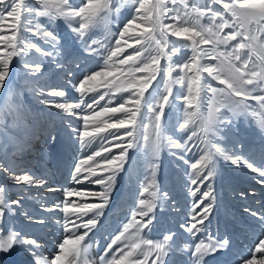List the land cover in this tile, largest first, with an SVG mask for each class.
<instances>
[{
    "label": "rangeland",
    "instance_id": "374dc122",
    "mask_svg": "<svg viewBox=\"0 0 264 264\" xmlns=\"http://www.w3.org/2000/svg\"><path fill=\"white\" fill-rule=\"evenodd\" d=\"M24 2L30 4L33 9L47 10L52 15L36 17L33 11L14 36L11 26L16 24V21L5 14V18L0 20V35L15 42L17 50L22 46L36 49L44 47L45 44H51L57 52H63L69 49V44L64 41L63 34L66 32L72 36L81 50L95 46L98 64L88 73V77L93 76L94 73H100V75L96 76L97 81H91L85 85L87 86L84 87L85 91L80 89L81 84H77L76 88L63 87L62 90L51 92H45L42 89L36 91L33 88L23 90L20 87L24 82V72L17 66L15 55L12 57L9 63V75L3 87L0 88V172L5 174L4 176L15 177L9 170L6 171L5 148L11 149L10 158L17 156L19 159L20 152L15 151L18 142L23 144L24 151L32 145L27 136L28 127L31 126L28 119L31 120L34 129L38 130L40 128L37 119L39 116L44 114L46 117H52L53 114H61L63 107H58L59 104L64 107L68 106L73 111V106L76 104V109L70 114L78 117L75 123L78 126L75 127L76 134L73 133V136L67 137V140L71 139L74 143L77 140L78 146L83 150L91 147L92 151L79 156L83 158L74 159L76 161L78 158V164L85 170L82 175L90 174L91 177L101 172L96 179L105 178L108 173L105 171L104 158L110 160L113 156H119L121 148L128 142L125 133L133 132L134 126L126 124L119 129H108L96 135L95 138L85 136L82 139L80 133H92L95 124L92 117L95 113L101 112L104 108H118L121 104L126 108H132L134 98L140 101V111L136 118L138 127H135L138 135L136 131L133 132L135 146L132 153L134 155H131L129 162L139 173L137 178L141 179L142 190L148 192L160 187L162 183H165L163 180L180 183L178 181L180 177L186 180L185 183L197 182L206 176L209 170L213 172V177L216 179L226 177L228 169L234 171L235 176L246 172L248 176L250 173L264 172V124H262L264 106L253 98L264 97V21L256 24L242 21L239 18L234 19L223 6L225 3H233V0H220V2L216 0H175V2L173 0H145L147 7L156 6L154 11L159 15V23L168 26V44L163 55L160 56L161 71L157 73L156 80L152 81L143 97L136 98L132 85L135 81L146 78L147 73L143 70L144 64H151L152 57L158 54L154 42L150 48L144 44L152 31L153 23L151 18L145 19V10L139 9L141 0H68V6H65L63 0H45L48 4L47 9L41 0H24ZM97 2L103 4L104 7L90 22L85 21L87 26L82 30L83 35L75 31L79 29L81 22L79 17L71 18L58 13V8L63 9L64 12L78 11L87 3ZM235 2L239 3L240 0H235ZM201 12L203 15L200 14ZM56 18H59L60 23ZM129 21L132 23L125 31L124 25ZM225 21L227 24L221 30L219 25ZM184 28L189 29V32L184 33L180 38L171 35V31ZM193 30L200 32L208 42L200 43V37H195L196 44L185 39L184 37L192 35ZM45 31L57 34L59 39L53 40L51 37H45L43 35ZM122 32L123 35H121ZM234 33L237 34L235 39H229L227 43H215L218 38L223 39ZM157 38L163 39L159 36V31H157ZM142 44L144 47H141ZM238 45L240 47H237ZM11 51L10 45L5 46L0 43V54ZM138 52L140 53L138 59H128L129 57L135 58ZM193 57H195V62ZM221 61L230 63L234 69H239L236 75L242 77L243 81L254 80L253 85L246 83L242 85L246 92H251L250 96L243 94L237 96L230 92L227 89V83H221V80L229 79L226 72L221 73L220 79H214L202 70L206 66L220 68ZM80 64L81 62L75 66L79 68ZM185 64L191 65L192 71L178 67V65ZM196 68L201 70L196 72ZM37 74L45 75L48 72L44 66H41ZM75 74L79 76L77 70ZM197 75L201 78L199 88L195 84ZM189 77L194 82L191 93L188 86ZM16 81L21 82L20 87L15 84ZM88 88L94 90L86 91ZM212 88L225 89V91H217L214 94L211 91ZM70 89L74 90L72 94H76L75 96L81 99L79 102L67 100L72 96ZM34 92L41 95L42 98L39 99L52 104L47 108H42L43 110L39 109L40 114H35L28 102L29 96L34 102L32 99ZM165 96L169 97L168 101H164ZM191 96H196V99L191 102L185 99L186 97L190 99ZM66 101L75 104L70 106V103H65ZM161 104H164L162 113ZM157 114L161 115L158 130ZM210 115L213 120L211 124H209ZM21 116L26 117L28 127L16 122V118H19L21 122ZM86 116L89 118L87 121L84 119ZM124 118V113H116L112 119L108 120V123H115L117 119ZM98 119L107 118L102 116ZM202 121L207 124L203 126ZM66 124L71 123L66 119L62 126ZM181 124L185 125L183 129L180 127ZM160 125L163 130L160 134L162 146L159 143ZM98 126L104 127V124L101 123ZM209 129H211L210 132ZM113 132L116 135H112ZM213 145H216L220 151H216ZM130 154L131 149L129 148L115 178L120 177L119 174ZM208 156L211 157V169L207 167L204 160ZM89 157L92 159L89 160ZM236 157H241V159L238 164H233L232 160ZM194 164L195 169L192 167ZM253 169H256L255 172ZM205 183L207 181L202 184ZM125 221L121 225V231L115 233L114 236L116 239L120 238L118 247L119 245L125 247V253H130L125 256V260L154 264L157 260L154 246L157 244L167 246L165 237H168L169 233L162 235L161 238L147 236L144 231H141L143 224L139 223L137 217ZM148 241H151L152 247L149 246ZM133 244L137 245L135 249L132 247ZM86 250L82 247L78 253V260L81 262L79 264H85L83 260H86L85 256L88 255V250ZM56 252L59 251L56 249ZM113 256V260L121 257L116 254ZM165 257L166 254L162 256V259L164 260Z\"/></svg>",
    "mask_w": 264,
    "mask_h": 264
},
{
    "label": "bare ground",
    "instance_id": "6f19581e",
    "mask_svg": "<svg viewBox=\"0 0 264 264\" xmlns=\"http://www.w3.org/2000/svg\"><path fill=\"white\" fill-rule=\"evenodd\" d=\"M56 19L60 23L59 18ZM63 35L64 41L69 44V49L63 52H57L51 44L36 49L22 46L17 50L15 61L24 72V82L19 84L20 88L51 92L62 90L63 87L76 88L82 81L84 87H87L85 85L88 82L97 81L96 76L94 79L92 75L88 77V73L98 64L95 46L81 50L70 34L64 32ZM79 62L81 64L78 68L75 64ZM41 66L45 67L48 74H37ZM76 70L79 76L75 74ZM70 90L71 94L74 93V90ZM75 95L72 94L67 100L79 102L81 99ZM32 97L34 102L30 100V96L28 100L37 109L52 105L39 99L42 97L38 92H34ZM65 103H70V106L75 104L67 101ZM138 103L140 106V101ZM73 107V111L68 106L63 107L61 114L49 117L50 122L61 127L67 119L72 125H77L75 123L78 117L70 114L76 109V104ZM198 110L201 114L199 104ZM45 118L42 114L38 121ZM20 121L25 127L30 124L29 119L27 123L24 116H21ZM204 124L207 123L203 122V126ZM161 125L159 136L163 131ZM136 134L138 135V131ZM45 137L43 134L42 138ZM58 141L63 139L59 137ZM159 143L162 146L161 136ZM39 147L41 145L34 148ZM133 147L130 148V157L121 170L120 177L115 178L110 200L98 216H94L93 212L79 214L78 210L84 206L103 203L99 196L90 195L104 191V185L95 183L101 172L91 177L90 174L82 175L85 170L80 166L81 170L76 171L79 164L75 159L63 163L55 170L46 163V154L40 151L37 157L40 156L43 163L40 165L37 162L41 167L39 173L32 172L30 163L20 169L25 173L14 171V178H7L0 172V235L14 231L23 241L35 242L28 244L34 255L30 256L24 247L17 246L0 258V264H52L57 256L62 257L63 264H79L78 253L82 247L88 250L86 260H83L85 264H109L115 261L114 254H125V247H118L120 238L116 239L114 236L121 231V225L126 219L133 220L134 217L143 224L141 231L147 236L161 238L169 233L168 244L164 247L166 257L162 259V264H264V175L259 172L250 173L248 176L246 172L235 176L234 171L228 169L226 177H212L205 184L200 181L195 184L193 181L185 183L186 180L180 177V183L163 180L165 183L160 187L146 192L140 186L141 179L137 178L139 173L129 162L134 155ZM37 165H31L35 172ZM23 176H29L34 182L29 184L18 180V177ZM181 182L185 185H181ZM209 184L215 199H205L202 204L195 206L201 201L204 192L209 191ZM20 200L23 202H19ZM141 200L146 204L142 205ZM209 203L212 204V210L207 218L203 214L197 215L201 213L204 204ZM149 207L151 211L148 210ZM65 208L68 209L67 212ZM90 219H96L94 227L88 229L81 226ZM149 220L150 226L145 227ZM77 236H84V239L74 245L71 241ZM65 239L70 241L65 245L69 255L66 257L59 248ZM225 241L224 247L217 248L215 252L201 254L197 251V246H215ZM126 261L127 264H146L137 260Z\"/></svg>",
    "mask_w": 264,
    "mask_h": 264
},
{
    "label": "snow or ice",
    "instance_id": "6c2138e0",
    "mask_svg": "<svg viewBox=\"0 0 264 264\" xmlns=\"http://www.w3.org/2000/svg\"><path fill=\"white\" fill-rule=\"evenodd\" d=\"M41 2H44L45 9L48 8V4L45 2V0H41ZM175 2V0H173ZM216 2H220V0H216ZM63 3L65 6H68V0H63ZM224 8L231 13V16L235 18H239L242 21L252 23L255 22L256 24H260L262 21H264V0H240L239 3L235 2L233 0V3H225ZM104 7L103 4L97 2V3H87L83 7H81L78 11L77 10H70L68 12H64L63 9L58 8V13L60 15H65L71 18H80V25L79 29H75V31L79 32L81 35H83L82 30L86 28L85 21H91L98 13L99 11ZM156 6L147 7L145 0H141L139 9L145 10V19L151 18L153 23V28L149 36L145 39L144 44H147L149 48L151 47L152 43L154 42L158 49V54L156 56L152 57V63L151 64H144V71L147 73L146 78L140 79L138 81H135L132 85V87L135 89V97H143L145 94V91L149 88L152 81L156 80L157 73L161 71L160 66V56L163 55L164 49L167 47L168 40H167V33L169 31L168 26L161 25L159 23V15L154 11ZM187 7V5H185ZM138 9V11H139ZM33 11H35V16H46V15H52L51 12L45 10L41 11L39 9H33V7L24 2V0H0V20H3L5 18V14H7V17H11L16 21V24L12 25V31L13 35L15 36L20 31V26L22 23L28 20V18L32 15ZM203 15V12L200 13ZM131 21L128 22V24L124 25V30L127 31L131 25ZM227 24V21L219 25V28L222 30ZM157 31H159V36L163 37V39L157 38ZM189 32V29H177L175 31H171V35L175 36L177 38H180L184 33ZM45 37H51L53 40H58L59 37L57 34L51 32V31H45L43 33ZM123 35V32L121 33ZM237 34L234 33L230 36H226L223 39L218 38L215 43H227L229 39H235V36ZM195 37H200V43H207L202 36L200 32H196L193 30L192 35L184 37L187 40L192 41L193 44H196ZM218 37V33H217ZM0 43H3V45L8 46L10 45L12 48L11 52H6L3 54H0V88L3 87L5 80L7 79L9 75V63L14 55L17 54V47L16 43L13 41H10L9 39L5 38L4 36L0 35ZM144 44L141 45V47H144ZM237 47H240L238 45ZM39 51V49H37ZM140 53L138 52L136 57H129V60L138 59ZM219 58V57H217ZM193 60L195 62V57H193ZM27 67V65H25ZM182 70L187 68L189 71H192V66L185 64V65H178ZM201 69L196 68L195 71L199 72ZM204 72H207L209 76H212L214 79H220V75L222 72H226L229 79L227 81L221 80V83H227V89L230 90V92L235 93L237 96H241L242 94L244 96H250L251 92H246L243 88V84L246 83L248 85H253L254 80L249 79L247 81H243L242 77L237 76L236 73L239 72V69H234V66L230 63H225L224 61H221L220 68H214L212 66H206L202 69ZM100 75V73H94L92 79L95 78V76ZM255 75V74H254ZM200 76H196L195 84L197 85V88L200 86ZM193 80L191 77H189V92L191 93L193 90ZM210 87V86H209ZM80 89L82 91H85L84 89V81L81 82ZM94 89L88 88L86 91H93ZM211 91L215 94L217 91L224 92L225 89H215L212 88ZM63 95V93H61ZM198 95V91H197ZM254 99H257L262 106H264V97H253ZM164 101H168L169 97L165 96ZM185 99H188L189 102L196 99V96H191L189 99L186 97ZM58 107H64L63 105H58ZM161 113L164 109V104L160 105ZM140 111L138 100L134 98L133 101V107L132 108H126L123 104H121L118 108H104L101 110V112H97L94 114L92 119L95 121V124L93 125V131L92 133L88 132H82L80 133L81 138L85 136H91L92 138H95L96 135L99 133L105 132L108 129H119L124 127L126 124L133 125V132L135 131V127H138L137 125V114ZM116 113H124L125 118L124 119H117L115 123H108V120L112 119V117ZM106 117L107 119L100 120L99 117ZM85 121H87L89 118L86 116L84 117ZM161 119V115H156V121H157V130L159 129V122ZM213 122L212 117L210 115L209 117V124ZM103 123L104 127H99L98 125ZM264 124V122H262ZM181 129L185 127L184 124L180 125ZM211 130V129H209ZM133 132H126L125 135L128 137V142L126 145H124L119 153V156H113L110 160L107 158L105 159V171L108 173V175L103 179H96L95 183L104 185V191L101 193H91L92 196H99L103 203L100 205H92V206H84L81 207L78 211L79 214H87L89 212H93L94 216H98L102 210L103 207H105L110 200V194L113 191L114 182H115V176L116 173L120 171L123 162L127 156V151L129 148H132L135 144V137L133 135ZM112 135H116L115 132L112 133ZM155 147V145H154ZM214 148H216V145H213ZM216 151H220L219 148H216ZM97 155H99L97 153ZM89 160L92 159V157L88 158ZM241 157H236L232 160L233 164H238ZM205 164L209 169H211L212 165L210 163L211 157H205ZM83 163V161L81 162ZM192 167L195 169L196 165H192ZM201 167H204V165H201ZM251 167V165H249ZM80 165H77L76 171L79 172ZM254 171L256 169H253ZM199 171V169L197 170ZM261 175H264V172H261ZM213 177V172L211 170L208 171V174L206 176H203L200 180V183H203L204 181H209ZM18 180H22L25 183H33L29 176H23L18 177ZM91 182V181H89ZM196 181H193V184H195ZM70 194V193H69ZM195 193H193L194 195ZM80 195H83L82 193ZM166 195V194H165ZM212 199L214 200L215 197L212 193L211 184H209V191L204 192L203 197L201 198V201L195 205L199 206V204H202L205 199ZM18 203V201L16 202ZM140 203L142 205L146 204L144 200H141ZM151 211V207L148 209ZM212 210V204H204V207L201 209V213H198L197 215L203 214L204 218H207V215L211 213ZM68 209L65 208V212H67ZM146 215V213H145ZM202 222V221H201ZM97 223L96 219H90L87 221V223L81 225L85 228L91 229V227H94ZM151 220L147 222L145 227L150 226ZM127 227V226H126ZM183 227V225H182ZM195 227V226H194ZM87 235V233H85ZM84 236H77L75 240L71 241L72 244H78L79 241L83 240ZM168 237H165V240H167ZM116 241L114 240L113 243ZM34 241H23L20 238V235L14 231H8L6 235H0V258H2L3 255L9 254L15 247L22 246L24 249L29 253L30 256L34 255V252L31 248L28 247V244H34ZM70 241L68 239H65L63 243L59 245V248L62 250L63 255L66 257L68 255L67 250H65V245L69 244ZM150 247H152L151 241L147 242ZM224 243L216 244L215 246L209 245H203V246H197V251L201 254H206L209 252H215L217 248H223ZM132 247L135 249L137 245L133 244ZM156 251L157 260L154 262V264H162V256L166 253L164 252V245L163 244H157L154 246ZM109 248H111V245H109ZM130 255V253H125L120 257V259L115 260L114 262H109V264H127V261L125 260V256ZM52 264H63V260L61 256H57L53 261Z\"/></svg>",
    "mask_w": 264,
    "mask_h": 264
}]
</instances>
